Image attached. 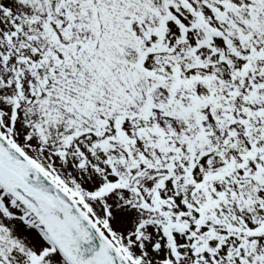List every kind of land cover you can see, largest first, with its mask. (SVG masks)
I'll use <instances>...</instances> for the list:
<instances>
[{"label": "snow or ice", "instance_id": "6c2138e0", "mask_svg": "<svg viewBox=\"0 0 264 264\" xmlns=\"http://www.w3.org/2000/svg\"><path fill=\"white\" fill-rule=\"evenodd\" d=\"M0 264H264V0H0Z\"/></svg>", "mask_w": 264, "mask_h": 264}]
</instances>
